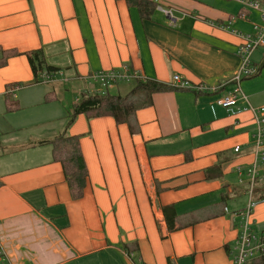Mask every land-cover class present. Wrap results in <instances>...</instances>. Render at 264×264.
<instances>
[{"label": "crops", "instance_id": "0c3cea01", "mask_svg": "<svg viewBox=\"0 0 264 264\" xmlns=\"http://www.w3.org/2000/svg\"><path fill=\"white\" fill-rule=\"evenodd\" d=\"M152 1L146 19L124 0H0V264H233L255 160L248 107L264 102L252 94L228 113L218 100L232 89L250 24L196 0ZM37 50L56 70L47 84L26 57ZM124 68L169 89L139 108L126 100L127 123L80 114L68 126L78 97L102 92L89 77ZM174 76L217 89H180ZM135 81L106 92L126 96ZM65 85L74 92L68 106L52 95ZM32 104L40 111L16 115ZM41 120L46 132L24 135ZM64 130L79 137L88 173L80 199L52 146L33 145ZM28 141L32 148L18 150ZM262 189L253 191L250 222L264 226Z\"/></svg>", "mask_w": 264, "mask_h": 264}, {"label": "built area", "instance_id": "2783aa9c", "mask_svg": "<svg viewBox=\"0 0 264 264\" xmlns=\"http://www.w3.org/2000/svg\"><path fill=\"white\" fill-rule=\"evenodd\" d=\"M234 1L240 7L237 19L248 21L251 31L239 35L241 43L236 52L239 58V66L230 80V83L234 88L218 100V105L224 108L228 113H233L235 111L234 109L239 101L248 104L247 98L241 93L240 83L242 79L253 77L257 74L258 71L251 62V57L257 50H264V0ZM162 11L168 18L173 20L170 11ZM250 16H253L254 18H250ZM38 77L40 79L39 82L44 84L52 81V75L47 72L40 73ZM89 79L94 83H98L102 87V92H94L93 94H105L107 88L113 87V85L118 83L139 80V77L136 73H132L128 71L127 68H124L121 72L99 71L91 75ZM173 82L177 84V88L189 89L196 93L214 92L217 89L200 84L192 85L185 80L179 79L177 76L173 77ZM17 90V87H10L7 90V93L12 98H15ZM87 93H89V91ZM248 108L249 111H251L256 124L255 160L246 172L247 193L249 197L248 205L243 211L236 214L240 216L241 222L239 224V234L233 264H249L250 259L253 260V264H264V231H262L260 235H256L250 222L251 210L255 204V202H253V191L259 185H264V106L254 109L249 105ZM238 151L239 147L236 146L234 152ZM239 175L241 176V174ZM241 180L242 179L240 178L239 182H241ZM125 255L128 260L132 261L134 256L131 252H125Z\"/></svg>", "mask_w": 264, "mask_h": 264}, {"label": "trees", "instance_id": "16d2710c", "mask_svg": "<svg viewBox=\"0 0 264 264\" xmlns=\"http://www.w3.org/2000/svg\"><path fill=\"white\" fill-rule=\"evenodd\" d=\"M128 8L135 7L141 18L148 19L155 8L152 0H124ZM30 68L35 78L42 72L52 73L56 71L45 62L41 50L26 54ZM169 88L157 81L136 80L129 94L126 96L105 94L82 93L78 101L72 106L69 115L68 126L71 125L76 116L82 114L89 121L93 118L110 116L117 124L127 123L129 109L126 100L137 98L135 107L139 108L151 103L154 93L166 91ZM16 107V103L9 98L6 100L8 111ZM50 144L53 150L54 160L62 167L67 186L73 199H80L84 193L88 181V173L79 146V137L70 136L66 130L62 131L52 140L36 142L33 145ZM260 200H264V189L261 191ZM169 221V219H168Z\"/></svg>", "mask_w": 264, "mask_h": 264}, {"label": "rangeland", "instance_id": "374dc122", "mask_svg": "<svg viewBox=\"0 0 264 264\" xmlns=\"http://www.w3.org/2000/svg\"><path fill=\"white\" fill-rule=\"evenodd\" d=\"M196 1H198L199 3H201L203 5H206V6L215 8L217 10H221V11L227 13L230 16H237L238 9H239L238 5L236 4V2L234 0H196ZM255 18H256V16H255ZM241 30L243 32H248L249 31L248 25L247 24L244 25L241 28ZM250 31H251V27H250ZM251 62L252 63L254 62L256 64L255 65L253 63L255 69L258 72L253 77H249V78H246V79H242V81L240 83V90H241V93L246 98L251 97L252 94H255L252 97L255 103H258L261 100H263V102H264V66H263V64H264V50L263 49L257 50L252 55ZM258 69H260V72H259ZM94 84H96L99 87H101L98 83H94ZM119 84H122V83H118V84H115L113 86L116 87ZM125 85H127V84H125ZM70 87L67 86V85H65L64 86V89L61 88V90H64L63 94H62L61 91H59L57 89H56V91L54 93H52V95L56 98V100H60V102L63 103L64 106L71 105V102H72V99H73L74 92L72 91V89ZM233 88H234V86L232 85V89ZM106 90L109 93H111V94L114 93V91L112 90V87H109ZM134 100L135 101H138L137 98H134ZM37 111H40V110L32 104L29 107H23V110H21L19 112V114H16V115H18V116H27L29 114H34ZM44 122H45V120H41V121H38V124L36 126H34V127H30L28 129L27 128H24V130H23L24 135H26L28 133L32 134V133L38 132V131L46 132L48 130L47 129V126L48 125H45ZM58 122L59 121H56L54 124H51V123L50 124L51 125H56ZM49 128H51V126H49ZM27 139H28V137H27ZM39 140H42V139H39ZM33 143L34 142L31 143L30 141L25 142V143H22L21 147H19L18 150L23 149V148H26V147L27 148H32V144ZM48 145H46V146H48ZM4 150L8 154L9 153V150H12V149H9V147H8V151H6V149H4ZM253 202H255V203L257 202L256 201V198H255V192H253ZM254 221H255V219H254V217H252L251 218L252 228H253V230H254V232H255L256 235H260L261 232L264 231V226L263 225H260V224H257ZM249 264H253V260L252 259L249 260Z\"/></svg>", "mask_w": 264, "mask_h": 264}]
</instances>
